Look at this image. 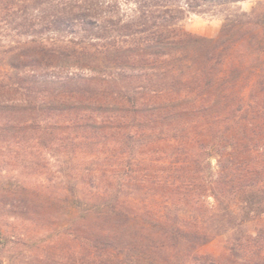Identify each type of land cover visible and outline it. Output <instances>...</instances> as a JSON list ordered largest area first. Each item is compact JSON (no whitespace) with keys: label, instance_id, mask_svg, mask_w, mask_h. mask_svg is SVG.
<instances>
[{"label":"trees","instance_id":"obj_1","mask_svg":"<svg viewBox=\"0 0 264 264\" xmlns=\"http://www.w3.org/2000/svg\"><path fill=\"white\" fill-rule=\"evenodd\" d=\"M18 1L0 0V11L18 17ZM125 1L132 3V16L123 13L120 0H20L15 26L27 38L0 56L11 71L9 78H0V149L13 150L26 141L29 129L52 136L59 117L68 121L70 146L88 144L95 150L100 145L95 138L111 141L119 135L118 145L132 142L137 150L139 142L153 147L156 133L150 128L160 127L162 136L172 129L187 132L193 123L210 124L218 141L215 170L198 186L208 189L216 204L239 191L254 194L246 188L264 177V63L256 68L259 57L247 60L231 51L261 45L253 32L251 38L243 34L264 25L263 16L255 10L228 16L213 39L186 32L180 23L190 13L244 0ZM253 76L251 101L245 106L243 87ZM122 80L132 87L114 95ZM220 123L229 125L221 128ZM140 182L132 177L135 189ZM108 197L94 195L85 209L94 228L88 229L87 254L80 264H156L159 254L161 264H208L194 254L177 263L178 253L171 252L194 240L205 243L208 234L197 227L184 234L179 227L161 231L135 222V215H146L135 198L132 233L127 232L131 225L121 200L115 197L108 205ZM242 209L249 217L248 208ZM224 210L225 217L235 216L228 204ZM153 216L168 224L162 214ZM110 243L122 247L119 255Z\"/></svg>","mask_w":264,"mask_h":264},{"label":"rangeland","instance_id":"obj_2","mask_svg":"<svg viewBox=\"0 0 264 264\" xmlns=\"http://www.w3.org/2000/svg\"><path fill=\"white\" fill-rule=\"evenodd\" d=\"M120 2L123 13L132 16V3ZM16 3L18 17L0 11V56L8 47L27 38L15 26L20 21V0ZM252 10L264 20V0H244L190 13L180 23V28L215 39L220 36L226 17ZM263 26L247 28L243 34L251 38L253 32L260 46L232 49L231 56L240 55L247 60L259 57L262 61L254 63L256 68L264 63ZM10 74V69L0 63V78L7 79ZM254 80L253 76L251 84L243 87L245 106L251 101ZM119 84L113 88L114 95L132 87L124 80ZM103 87L99 85L100 89ZM256 100L262 103L261 97ZM54 123L52 136L37 134L33 128L27 130L26 141L13 150L0 149V233L4 241L0 244V260L3 264L83 263L88 229L94 228V223L89 224L88 218L85 219V209L92 205L94 195L110 196L108 205L114 204L115 197L121 200V211L128 214L131 225L127 232L132 233V198H135L137 206L146 214L135 215V222L161 231L179 227L184 234L197 227L200 233L208 234L205 243L194 240L188 241L187 248L180 246V250H176L173 247L171 252L178 253L177 263L184 255L191 258L194 254L205 258L208 264H264V177L246 188L254 194L239 191L222 204H216L209 190L198 186L215 170L218 141L214 140L210 124L196 126L193 123L187 132L172 129L162 136L160 127L150 128L156 133L153 147L141 146L143 143L139 142L137 150H132V142L123 141L118 145L119 135L110 138L111 141L95 138L100 144L95 150L88 144L78 149L70 146L65 139L69 131L66 118L59 117ZM219 125L227 128L229 123ZM168 126V123L164 125ZM175 126L173 123L172 128ZM203 132L205 137H200ZM132 177L141 180L139 188L132 186ZM251 186L256 187L251 189ZM226 204L235 215L230 219L224 216ZM243 207L248 208L249 217ZM153 214L169 218L168 224L165 226L163 220L157 222ZM127 241L123 239L124 243ZM113 244L110 243L109 249L115 254L122 250L120 245L114 247ZM161 258L157 255L156 264L162 263Z\"/></svg>","mask_w":264,"mask_h":264}]
</instances>
